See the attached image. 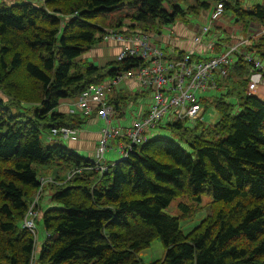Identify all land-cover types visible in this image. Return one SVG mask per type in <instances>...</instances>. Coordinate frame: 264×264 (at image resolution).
I'll list each match as a JSON object with an SVG mask.
<instances>
[{
  "label": "trees",
  "instance_id": "16d2710c",
  "mask_svg": "<svg viewBox=\"0 0 264 264\" xmlns=\"http://www.w3.org/2000/svg\"><path fill=\"white\" fill-rule=\"evenodd\" d=\"M228 1L223 9L231 8L237 20L264 25V1L246 8ZM164 2L0 1V92L19 110L13 113L0 98V264L29 262L35 243L21 220L40 185L37 165L49 164L55 182L47 183V201L40 197L37 206L45 236L35 264H143L137 254L154 238L165 253L149 264H264V101L248 92L250 66L241 56L226 79L238 78L246 93L238 96L236 112L223 97L229 89L216 97L219 118L212 125H162L174 138L149 137L103 171L65 145L41 141V129L81 128L88 118L57 112L61 99L142 64L127 58L98 67L79 59L101 42L103 28L128 20L132 30L146 31L137 27L209 7L203 0L184 7L174 1L168 10ZM247 51L264 61V35ZM139 96L114 89L107 94L119 113L114 123ZM178 197L210 199L209 214L188 232L179 222L193 213L183 203L182 215L164 212Z\"/></svg>",
  "mask_w": 264,
  "mask_h": 264
},
{
  "label": "built area",
  "instance_id": "2783aa9c",
  "mask_svg": "<svg viewBox=\"0 0 264 264\" xmlns=\"http://www.w3.org/2000/svg\"><path fill=\"white\" fill-rule=\"evenodd\" d=\"M226 1H218L212 17L223 12V5ZM127 29L129 28L122 25L105 27L101 42H111L118 46L114 55L115 62L132 58L140 60L142 64L118 70L106 83L90 84L77 96V107L80 112L83 114L94 112V115L102 119L105 124L100 129L94 148L96 157L94 168L96 170L103 171L107 168L103 161L106 150L111 148L109 142L111 139L117 140L119 158H122L127 155L133 145L144 143L149 138L148 134L160 125L165 116L168 122L199 120L202 111L200 104L202 96L200 95L206 90L218 88V81L228 76L229 67L235 56H241L250 66L248 92H253L258 86L264 87V61L250 51L241 52L239 48L243 41L229 46L222 53L196 60L192 58L194 55L192 51H185L174 57L164 53L162 48L153 41V36L148 31L132 30L130 35L120 32ZM200 31L201 36L208 31V26L202 27ZM193 41L198 43L200 37H194ZM122 80L135 81L138 93H150L151 95V103L147 111H140L136 114L128 127H122L118 122L112 123L115 110L107 98V90ZM78 129L68 126L52 127L46 135V140L49 142L53 140L74 141L77 139ZM48 182H55L52 176L39 178V188L21 220V227L26 228L32 234L35 243L28 264H35L37 256L36 222L40 215L37 206L43 185Z\"/></svg>",
  "mask_w": 264,
  "mask_h": 264
},
{
  "label": "rangeland",
  "instance_id": "374dc122",
  "mask_svg": "<svg viewBox=\"0 0 264 264\" xmlns=\"http://www.w3.org/2000/svg\"><path fill=\"white\" fill-rule=\"evenodd\" d=\"M0 1H4L8 4L11 3H20V2H25V1H30L33 2L34 4H41L43 2V0H0ZM177 1L179 5H181L182 7H184L186 5V3L184 2V0H167V2H164L163 6L166 9H170L171 3ZM190 5H192L194 2V0H188ZM203 1H207L209 3V7L207 9L202 8L198 11H191V12H187L184 16L181 15H177L174 20L172 22H176V21H182L184 22L189 28L191 29H196V28H202L203 26H208L210 25V23L208 22L207 18L209 17L211 11H214V8L216 7V5L218 4V0H203ZM240 3L242 5H244L246 2H251V3H262L264 0H239ZM228 2L230 3H234V0H229ZM245 6V5H244ZM214 21V23H212L210 25L211 28V32H213L215 30V22L218 21L220 18L224 19L226 21L225 25L222 27H234L235 29L239 30V32L242 33L243 37H246L247 34L249 33L247 31L248 25L250 23V21L248 19L242 21H235V17H234V13L233 10L231 8H224L223 9V13L219 14V15H214L213 17H211ZM66 17H64L61 21H60V25H63V23L67 22ZM169 22L167 24H159L156 25L153 28H149V27H137V29L140 30H146L148 31L150 34H157L160 33L162 35H166L167 33H169V29L171 28V23ZM121 25L123 27L129 28L127 30H122L120 32H122L124 35H130L132 32V29L129 26V22L128 20H124L123 22H121ZM262 25V24H261ZM245 26V27H244ZM244 27V28H243ZM227 30V28H225ZM115 30H119L118 28H115ZM260 31V30H259ZM258 34L260 35L261 31ZM223 33V32H222ZM224 34V33H223ZM264 35V34H261ZM258 36L256 39L261 37ZM203 38V36H201ZM105 42H99L96 43L93 48H91L89 51H87V53H85L84 55H82L81 57H79V59L82 60H89L97 65L103 64L104 61L108 58V55L102 56L103 53L106 51V48L104 47ZM111 46L117 47V45H113L111 44ZM117 51V50H116ZM162 51L164 53L170 54L171 57H174V53H170L168 48H163ZM108 52V51H107ZM254 54H256L254 51H250ZM94 53H97V57L94 55ZM109 53V52H108ZM94 55V56H93ZM257 55V54H256ZM258 56V55H257ZM259 57V56H258ZM261 59V57H259ZM114 59V58H113ZM112 58L109 59L111 62H114ZM262 60V59H261ZM111 77H108L106 79H110ZM125 81H120L118 83L119 88H125ZM239 79L238 78H232V79H226V78H222L218 81V88H212L209 90H206L202 95V99H201V108L202 111L200 112V119L197 120L198 122L204 124V125H212L213 123H215L218 118H219V114L216 111V109L214 108V104L213 101L216 97H218L219 95L224 94L227 89L230 90L229 95L224 94L223 97L225 98L226 101H228L230 104L233 105V111H237V100H238V96L239 95H244L246 93V91L243 89V87L238 84ZM228 87V88H227ZM133 93V91H131V94ZM253 95H256L257 97H259L261 100L264 101V87L262 86H258L253 92H251ZM0 98H2L12 109V112H17L19 111L18 109H16L14 107L13 103H10L8 101V99L5 98V96L0 92ZM73 101H77V97H72ZM148 98H144L143 102L135 104V108L137 106H139L140 104H142L145 108L148 106ZM23 107H31V109L33 108L31 104L28 103H24ZM25 108H23L22 110H24ZM130 109H126L125 110V117L120 120V124L122 125V127H128L131 124L132 121V114L129 112ZM195 122H191L189 120H183V123L185 126H192V123H196ZM168 122L167 117L165 116L164 118H162L161 122H160V126H157L154 130H152L151 133H149V137H153L155 135H163V136H167V137H172L174 138V135L171 131H169L166 128H163L167 123H172ZM128 125V126H127ZM48 134V131L45 129H41V133H40V138L41 141L44 143V145H49L51 143H59L61 145H65L67 147H69V142L68 140H53L51 142L46 140V135ZM110 145L111 148H108L106 150V153L104 154V157L107 159L109 158L108 162H106V160L103 161L104 165H107L108 163L112 164L113 162L117 161L120 157L119 151L117 149V142L114 139H111L110 141ZM117 149V150H116ZM88 158H90L92 161H96V157L94 156V152L93 154H89L87 152L84 153ZM38 170H39V174L41 173L42 176L43 175H53V173L55 172V168L52 164L49 165H37ZM47 177V176H45ZM47 185V183H44L43 185V191L41 193V200L43 201H47L46 199V190H45V186ZM209 202L210 199L207 197H202L199 203H195L190 201L189 199H187L186 197H178L176 199H173L170 204L164 209V212L170 214V215H182V212L180 211L178 204L179 203H183L186 207L187 210L186 211H191L193 213L192 216H187L184 217L182 216L179 224L181 226V228L183 229V232H188L192 227H194L199 221L200 219H202L203 217H205L206 215L209 214ZM36 229H37V243L39 244V242H41L45 236V231H44V227H43V223L41 220H37L36 222ZM37 247V244H36ZM165 253V249L160 241L159 238H154L150 244L140 250L138 252V256L139 258L142 260L143 264H149L155 260H158L160 258L163 257Z\"/></svg>",
  "mask_w": 264,
  "mask_h": 264
},
{
  "label": "crops",
  "instance_id": "0c3cea01",
  "mask_svg": "<svg viewBox=\"0 0 264 264\" xmlns=\"http://www.w3.org/2000/svg\"><path fill=\"white\" fill-rule=\"evenodd\" d=\"M184 2L187 4L189 3L188 0H184ZM195 2V0L193 1ZM240 3V1H239ZM263 3V2H262ZM194 4V3H193ZM192 4V5H193ZM252 4H257V3H249L246 2L244 5L240 3V5L244 8L252 5ZM261 4V3H258ZM212 11L207 18L208 22L210 25L214 23L212 17ZM223 13V12H222ZM235 17V15H234ZM235 21H239L235 17ZM243 22V21H242ZM226 21L224 19H219L218 21L215 22V30L211 32L210 25H208V31L205 32L203 35V38L200 36V30L201 28H196V29H191L189 28L184 22L182 21H174L172 22L171 28L169 29V33L166 35H162L160 33L157 34H152L153 36V41L162 49L163 48H168L170 53H174V55H181L185 51H192L193 52V59H205L210 56L219 54L224 52L226 49H228L229 46H232L234 44L239 43L240 41H243V44L246 45H241L239 50L241 52H246L248 46L251 44V41H253L255 38L260 36L261 34H264V25H261L260 23L250 21L247 31L249 32L246 37H243L242 33L239 32V30L235 29L234 27H225L227 30L222 27L224 26ZM205 27V26H203ZM245 27V26H244ZM243 27V28H244ZM261 31L260 35L258 34V31ZM259 31V32H260ZM224 34H223V33ZM199 36L200 41L198 43H195L194 37ZM111 42H105L104 47L106 48V51L103 53L102 56L108 55V58L104 61L103 64L97 65L96 66L100 67L105 65L106 63L111 62L109 59H113L114 55L116 53L117 47H112ZM114 45V44H113ZM109 53H108V52ZM94 55L97 57V53H94ZM93 55V56H94ZM237 57L235 56L233 58V63ZM114 60V59H113ZM232 63V64H233ZM231 64V65H232ZM230 65V66H231ZM108 79H104L100 83H106ZM125 88H119V85L117 84L114 87H111L110 89L107 90V94L112 91L113 89L115 92H119L120 90L122 92H125L126 94L130 93L133 91L132 94L138 92L137 91V83L135 81H125ZM228 88V87H227ZM141 96L136 97L133 99L134 101H129L126 103L122 109V114L119 116L120 120H122L125 117V110L130 109V113L132 114V118L138 114L140 111H147L149 108V105L151 103V95L150 93H143ZM144 98H148V106L145 108L142 104L137 106L135 108V104L143 102ZM57 112L59 113H69V112H78L81 115L88 116L86 119L85 123L81 126V128L78 129V135L77 139L74 141H68L69 142V148L73 149L77 153L81 155H85L84 153L87 152L89 154H93L94 148L96 141L99 137L100 129L105 125L103 120L96 117L94 115V112L90 114H83L80 112L79 108L77 107V101H73L72 98H64L61 99L59 102V105L57 106ZM119 115L118 112L114 111V114L112 116V123L114 124V119ZM128 126V125H127ZM116 140V139H114ZM117 141V140H116ZM106 162H108L109 158H105ZM43 176H51V175H43ZM44 202V201H43Z\"/></svg>",
  "mask_w": 264,
  "mask_h": 264
}]
</instances>
